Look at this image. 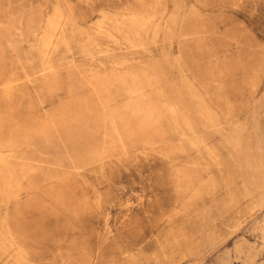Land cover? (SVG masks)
<instances>
[{
  "label": "rangeland",
  "instance_id": "obj_1",
  "mask_svg": "<svg viewBox=\"0 0 264 264\" xmlns=\"http://www.w3.org/2000/svg\"><path fill=\"white\" fill-rule=\"evenodd\" d=\"M0 264H264V0H0Z\"/></svg>",
  "mask_w": 264,
  "mask_h": 264
}]
</instances>
